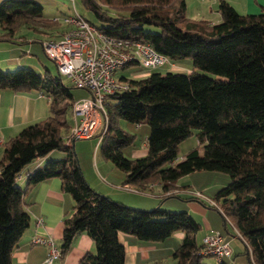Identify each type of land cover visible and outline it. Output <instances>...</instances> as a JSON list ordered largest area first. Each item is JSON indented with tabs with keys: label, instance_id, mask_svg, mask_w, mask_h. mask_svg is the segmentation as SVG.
Returning a JSON list of instances; mask_svg holds the SVG:
<instances>
[{
	"label": "trees",
	"instance_id": "trees-1",
	"mask_svg": "<svg viewBox=\"0 0 264 264\" xmlns=\"http://www.w3.org/2000/svg\"><path fill=\"white\" fill-rule=\"evenodd\" d=\"M79 1L100 25L86 20L106 35L148 43L170 63L189 59L191 65L188 72L119 77L129 88L108 96V127L98 146L103 158L124 172V186L143 191L158 184L162 200L188 192L186 186L177 185L181 176L195 171L227 174L229 182L214 195H206L213 204L201 202L220 213L224 227L228 223L235 230L251 264H264V6L256 14H241L221 1V19L212 23L189 18L185 0ZM59 25H63L59 18L43 16V6L35 0L0 1L1 40L23 38L18 35L21 28L63 33L66 27L60 30ZM135 65L140 66L136 61L125 66ZM0 89L43 92L49 96L50 110L45 119L2 144L0 264H12L13 249L29 225L24 189L17 178L43 158L42 166L28 172L26 186L58 177L74 201L72 213L63 220L59 256L69 250L77 234L86 233L94 252L77 264H125L119 233L159 242L175 232L183 234L181 243L172 261L162 264H202L204 257L212 256L202 253L203 243L196 240L200 224L187 211L160 205L152 210L133 208L88 184L73 147L66 144L67 114L74 98L59 77L26 66L13 71L0 68ZM120 120L148 124L143 156L123 155L134 135L119 127ZM192 134L197 146L177 159L179 144ZM55 150L66 154L49 158ZM223 258L218 264H226Z\"/></svg>",
	"mask_w": 264,
	"mask_h": 264
},
{
	"label": "crops",
	"instance_id": "crops-1",
	"mask_svg": "<svg viewBox=\"0 0 264 264\" xmlns=\"http://www.w3.org/2000/svg\"><path fill=\"white\" fill-rule=\"evenodd\" d=\"M221 1L229 2L241 14H256L260 11L261 6H264V0H185V13L191 19H204L216 23L221 19L218 11V5ZM71 14L72 12L60 13L59 15L61 16H55L54 18L60 19ZM62 28H64L63 25L60 27V30ZM37 32L45 33L44 36L47 35L49 37L45 38L47 40H56L62 35L60 31L41 30ZM25 42H29L25 37L18 38L16 41L0 39V68L8 70L20 66L27 67L32 62L30 56L26 55L29 54L28 48L24 50L21 46ZM170 67L188 72L191 65L188 61L183 60L170 63ZM133 70L131 71L133 77L149 73V70L146 69L140 71L137 69ZM49 114V96L43 92L37 90L13 92L8 89H0V136L3 142L17 135L24 127L44 119ZM136 126L139 128L140 124ZM99 141L97 142L98 146ZM70 145L73 147L74 141ZM145 153L146 140L142 148L133 151V158L143 156ZM1 157L2 152L0 153V160ZM48 157L56 158L60 156L51 152ZM62 157L63 155L60 158ZM45 160L46 158L38 159L31 165H35L33 168L42 166ZM88 167L90 169H81L86 181L96 192L128 206L146 209L147 204L151 205L150 207L155 204L157 206L161 205L162 201L159 203L158 199H162V197L158 192L154 191V189L159 188L158 184H154L151 190L155 192L156 196H149L147 194L145 196V193L124 186V172L116 168L111 162L93 161L92 163V161H89ZM33 168L31 166L25 168L17 178V184L24 189V205L30 219L28 227L13 249L12 264H77L86 253L94 252L93 242L86 233L77 234L69 250L64 255L53 259L51 263L45 261L49 253V246L33 242L34 238L50 239L59 249L63 231V220L66 215L72 213L74 207L73 198L69 193L62 190L61 180L58 177L48 178L36 184L26 186V176ZM196 174H200L198 175L199 178L202 176V178L213 180L217 184L214 183L212 185H217V188L229 181L225 176L213 175L210 171H195L187 175V182L184 181L179 184L178 179L177 185L189 187L188 183H191L190 176ZM209 186H204L200 192L206 195L205 191L209 190ZM180 196L186 198L184 201L188 202V205L192 209L203 215L207 213L203 207L196 203V200L198 202L200 199L194 200L193 195L188 192H183ZM170 205L174 204L171 203ZM39 217L42 218V223L36 224V220ZM204 221L205 227L211 226L206 217ZM182 237L183 234L181 232H175L162 241L147 242L137 239L130 234H118V239L124 247L125 264L169 263L172 261V253L180 245ZM223 239L226 243H229V240L224 236ZM232 254L233 252L230 251V254L226 257L231 258Z\"/></svg>",
	"mask_w": 264,
	"mask_h": 264
},
{
	"label": "built area",
	"instance_id": "built-area-1",
	"mask_svg": "<svg viewBox=\"0 0 264 264\" xmlns=\"http://www.w3.org/2000/svg\"><path fill=\"white\" fill-rule=\"evenodd\" d=\"M62 20L71 27L58 40L44 41L43 49L60 75L66 76L75 87L89 91L87 97L73 102V123L66 136V144L70 145L71 140L91 138L98 129L105 131L108 96L129 88L127 82L115 77L119 68L136 61L141 67L150 70L168 60L148 43L130 42L106 35L76 11L71 16L62 17ZM2 144L0 136V147ZM189 193L210 202L200 191ZM41 223L42 218H37L36 224ZM33 242L49 246L47 263L59 256L58 247L50 239L34 238ZM202 243V253L212 255L216 260L230 254L229 246L218 230H209Z\"/></svg>",
	"mask_w": 264,
	"mask_h": 264
},
{
	"label": "rangeland",
	"instance_id": "rangeland-1",
	"mask_svg": "<svg viewBox=\"0 0 264 264\" xmlns=\"http://www.w3.org/2000/svg\"><path fill=\"white\" fill-rule=\"evenodd\" d=\"M35 1L40 3L43 6V16L47 19H53L55 16H61V15H59L60 13H69V12L71 13L72 12L71 15H73V13H75V11H76L82 17H84L88 21L92 22L96 26L100 25L99 21L96 19L94 14L91 11L85 9L79 0H35ZM59 20L64 25V27H66L65 30L71 27L70 24L65 22L64 20H62V18ZM59 26H62V25H59ZM44 34L45 33H43V32L27 30L24 28H21L18 31V35L23 36L27 40H29V42H25V43L21 44V46L23 47L24 50H26L28 48L29 54H26V55L30 56V59L32 60V62L29 63L27 67L32 68L35 71H37L38 73L43 74V75L47 74L48 76H51L54 78L59 77L62 84L70 88V90L73 94L74 100H79L81 98L87 97L89 94V91L87 89L75 87L74 85H72V83L70 82V80L66 76H62L58 73L56 65L54 64V62L46 56L45 50L43 49L44 46H42L43 42L44 41H54V40L45 39V38H49V37H47V35L44 36ZM184 61H186V62L188 61V63H190L189 59H185ZM15 69L16 68L8 69V70L13 71ZM133 69H137L138 71L144 70L142 67L137 66V65H135V66H124L122 68H119L115 72V77L116 78H119L121 76L132 77L131 71H134ZM3 70L6 71L7 69H3ZM179 70H182V69L170 67V61H165L164 63L157 66L156 68L150 69L149 73L150 72H158V73L164 74L165 72H168V71H179ZM139 76L140 75H138L136 78H139ZM144 76H146V75H143L140 77H144ZM107 102H108V99H107ZM72 108L73 107H71L70 112L67 114V123H68V125H70V127L72 126V123H73V121H72ZM107 127H108V119H107ZM107 127H106L105 131H104V129L103 130L98 129L91 138L71 140L72 142L74 141L73 150L75 153V157H76L77 161L79 162L81 168H83V169L89 168L88 167L89 161H92V163H93V161H107L101 155V152H100L98 145H97L98 140L101 137H103V135H105V133L107 131ZM119 127L121 129H123L124 131L134 135V140H133L132 144L128 145L122 149V153L125 157L133 158V151L143 147L144 142L146 140V137L148 136V133H149V126L147 123L143 122L140 124V127L138 128L136 126V124H134V123H130V122L125 121V120H120L119 121ZM68 134H69V130H68L66 136ZM197 143L198 142H197L196 136L194 134H192L191 136H189L185 140H183L178 146L177 159H180L181 156H183L191 148L197 146ZM2 151H3V148L0 147V153ZM53 152L58 154V156H60V157L62 155L64 156L66 154L64 151H61V150H55ZM60 157H56V158H60ZM210 173L213 175L225 176L229 180V176L225 173H222V172H215V173L210 172ZM198 175H200V174L190 176L191 178H189V179H190L191 183H188L190 186L187 187V189H186L189 192L195 193L197 191L203 190L204 186L208 187L209 185L211 186L212 184L216 183V182H213V180H211V179L202 178V176H200L201 178H199ZM194 178H195V180H194ZM187 179H188L187 175L181 176L178 180V183L181 184V182H184V181L187 182L186 181ZM227 183H225L224 185H226ZM154 184H156V183H154ZM154 184H152V183L149 184V186H151V187H149L143 191H138L134 188L133 189L138 191V192L145 193L144 194L145 196H146V194L149 196H156L155 192H158L159 195H162L159 188L154 189L155 192L151 191L153 189ZM204 184H206V185H204ZM224 185H222V186H224ZM210 186H209V190L205 191V194L208 196L214 195V193L219 188L222 187L221 186V187L217 188L218 187L217 185H214V186L212 185L211 187ZM215 188H217V189H215ZM181 191H183V190L181 189ZM195 198H197V197H195ZM184 200H186V198H184V197L172 196V197H167L163 200L158 199V202L160 203V201H162L160 207L163 209L172 210V211H187L189 214H191L193 216V218L200 224V229L196 233V240L199 243L202 241L203 236L210 229L220 231L223 234V236L229 240L228 246H229L230 251L233 252L231 258H229V257L227 258L226 256L223 258L226 264H251L249 257L246 255L244 243L238 238L235 230L228 223H227L226 227H224L223 219H222L220 213L216 209L208 206L205 203L203 204L201 202L202 199L198 200V202L196 199H194V200H196V203H198L201 207H203V209L207 212L206 214L204 213V215H203L202 213H199L198 211L192 209L188 205V202H185ZM149 201H151V200H149ZM158 202H157V204H159ZM147 203H149V202H147ZM171 203L174 205H170ZM150 206L151 205L147 204L146 209H143L140 207H133V206L132 207L138 208V209H143V210H152L157 205L155 204L152 207H150ZM205 217L211 223L210 227H205L206 226L205 221H204ZM45 261H46V258H45ZM202 264H218V261L213 256H206L203 258Z\"/></svg>",
	"mask_w": 264,
	"mask_h": 264
}]
</instances>
